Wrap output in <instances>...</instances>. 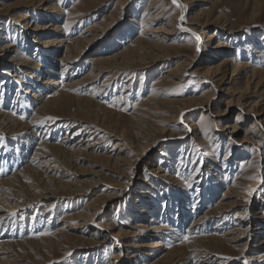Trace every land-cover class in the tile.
Wrapping results in <instances>:
<instances>
[{
    "label": "rangeland",
    "instance_id": "obj_1",
    "mask_svg": "<svg viewBox=\"0 0 264 264\" xmlns=\"http://www.w3.org/2000/svg\"><path fill=\"white\" fill-rule=\"evenodd\" d=\"M0 1L14 6L13 11L6 10L0 16V46L11 43L15 46L19 45V54L15 60L22 63L32 60V62L39 63L43 69L44 64L40 61L41 56L38 55L37 51L28 49L33 43L32 39H29V33L26 34V29L30 30L34 23H39L41 26L57 25L59 26L57 32L70 43L89 26L98 21H103L104 16L111 17L106 32L100 33L97 41L99 44L92 45L86 51L87 55L83 57L81 62V72H74V69L65 74L63 79L65 82L71 78L73 80L80 79L92 70L93 58L99 54L98 52L104 54H110L114 51L121 52L130 46L141 35L142 20L147 17L146 12L151 3V0H138L134 4L127 0H109V3L104 5H102V0ZM44 3L51 7H57L48 11L53 13V16L51 14L45 15V11L42 12L48 7H45ZM155 6L162 17L158 24L160 26L166 23L173 24L171 20L174 16H178L179 12L177 8L172 9L174 7L172 0H155ZM191 9L186 15L189 22L200 20L199 22L204 23L209 20L211 23L208 25L209 29L204 31L207 36H213V40L210 41L205 37L203 48L202 50L199 49V52L195 50V36L190 33L180 35L175 30L176 32L167 34L171 38L167 43L171 49L169 50V58L156 61L148 60L145 65H136L133 69L127 70L129 73L125 74L117 84H114V79H112L113 81L110 79L112 76L105 75L86 88L81 87L72 91L70 93L72 102L68 107L51 115L40 116L41 122L40 125L36 126L38 128L35 131L36 135L39 134L37 139H33V135H25L26 130L15 133L14 136H11L12 138L0 135V181H6L8 178L20 174L19 172L30 164L31 157L36 155L35 151L39 149L41 144H59L64 137H69L74 129V127L69 128V126L77 124L76 120L80 119V109H85L91 117L85 120L84 125H86L87 131H92L96 127L102 129L99 126L102 123L101 120L95 121L97 115L104 116L105 121L111 123V130L114 131L115 128L120 131L124 128L129 133H127L128 136L125 141H120L117 135H110L101 130L103 134L110 137L109 141L104 144L105 149L112 151L114 145L119 143L123 146L121 147L123 150L128 151L122 153V156L129 160L127 167L108 161H88L84 156H81V160H74L70 172L77 174L84 182L88 181V183L94 184V187L78 196L69 195L66 190L59 191L53 201L54 204L51 202L53 205L49 206L48 212H46L47 200H40L33 205L32 209L19 212L15 216L14 220L24 223V229L20 228L18 221L8 225L5 232L10 235L9 239L13 242L51 239L56 227L65 224L61 223L63 219L69 220L70 217L79 215L84 207L88 206L96 197L105 199L114 196V199L104 207L98 219L91 223L92 228H89L90 230L85 227L83 233L72 234L75 239L74 243L60 248L52 246L51 242L41 244L42 258H37L38 254L34 253L36 260L39 261L37 264H109L112 258L120 252L121 257L127 259L129 255L123 253L124 250L126 251L123 249L124 242L112 237L110 231L116 226L117 228L114 230L128 233L132 232L133 227L139 222L149 225L148 219L141 221L137 218L139 209L145 203L159 211V215H162L164 210L172 204L174 210L180 212L183 209L188 214V218L179 224L175 223L172 217V220L169 218V220L164 221L167 222L166 226L169 228L167 233H172V231L176 233L166 237L167 241L163 242L157 257L165 254L168 239L173 243L176 241L174 245H181L194 238L211 237L215 233V236H225L230 230L240 227L239 219L241 217H238L237 214L244 213L246 216L241 227L243 230L250 227L244 241L247 243L245 254L242 258L232 257L228 264H244L245 260H247V264H264V232L258 231L261 229L260 226L264 225L262 219L264 217V174L260 177L261 182L256 181L261 186L256 187L257 190L247 191L245 196L248 199H241L242 205L228 209L230 211L227 220L222 221L219 226L215 224L210 229L197 230V233V228L190 230L192 222L198 219L201 214L205 215L219 203L222 194L227 192L228 186H233V183L237 182L239 184L233 187L242 190L244 184L251 181L255 182L254 180L259 178V176L254 177L255 179L248 178L245 176L248 172L260 168V166L263 167L262 170L264 171V125L242 115L238 107L227 104L229 99L240 98L242 103L260 102L264 106V85L257 90L255 84L246 90L244 85H228L233 81L232 75L239 61L252 66L248 76L255 74L260 77L264 71V0H193ZM88 11L92 12L90 16L82 21H77V18L80 17H78L79 12L84 14ZM40 12L44 13L45 17L39 16ZM28 13H30L28 21L23 22V17ZM37 14L38 16H36ZM216 17L222 18L223 26L221 28L212 24V20ZM53 28L50 29L51 32ZM166 29L171 31L173 27L166 26ZM219 44L222 47L217 49ZM66 46V43L62 44L57 55L62 54ZM231 55L234 56L235 61L231 63L228 69L226 85L224 87L217 85L221 91L214 89V85L195 73V71L202 70L212 64L220 65L225 57ZM44 58L46 59V57ZM9 59V55L0 57V80L4 78L1 76L2 71H4L1 63L8 62ZM184 64H187L186 70L189 71V75L180 80L181 84L172 88L170 95L162 98V101L155 107L153 106L155 104L143 106L155 90L164 89V87L155 89L162 83L160 81L164 75L162 71ZM74 73L78 76H73ZM60 76V72H57L53 79L60 80ZM40 77L44 80L46 75ZM9 79L14 81L13 78L9 77ZM32 80L29 78L28 82L31 83ZM11 81L13 91L12 93L6 92L7 95H10L6 97L10 100L8 103L1 102L3 95L0 91V112L10 115L22 124H30L32 119L37 116L36 112L40 107L38 103H30L29 97L36 90L31 88L27 90L30 91V94L25 95L20 91L18 92L17 85ZM103 87L106 88L102 90ZM124 88H129V90L125 93L123 92ZM242 91L243 93L239 94ZM54 92L56 91L48 92L49 94H45L44 97H55ZM208 96L214 98V106L211 112L195 108L189 110L181 118L172 112L176 110V106L173 108L170 103L177 105L187 99H202ZM120 97H123V100ZM47 117H55L56 119L48 121ZM137 119L147 120L150 125L159 129L151 131L149 136H141L135 128L134 131L132 130L134 121ZM227 124L235 125L236 133L225 129L224 126ZM102 132L100 136H102ZM89 135L85 134L84 137ZM139 137H143V139H139ZM78 139V137L73 138L71 143L77 142ZM228 162L232 164L229 169H227ZM198 168L204 171L203 176L206 178V182L201 183L203 186L201 188V185L191 181L192 187L190 188L186 181L191 180V175ZM245 181L247 182L245 183ZM211 182L215 184L212 187ZM143 188L151 192L144 201L139 195L144 192ZM161 188L164 189V195L157 194L156 190ZM212 188L215 190L210 192ZM168 195L174 196L173 199ZM235 195L236 193L233 196ZM163 196L168 197L166 202L162 200ZM32 216L35 217L32 219ZM73 219L70 220L71 223L67 222L66 224L79 225L81 223L73 221ZM107 227L110 229L106 230ZM218 227L221 228L220 231L214 232ZM3 228L0 226L1 233L4 232ZM44 232L49 234L42 235ZM185 237H190V239L186 240ZM132 239L138 242V239L132 237H128L126 240ZM91 241L97 243L94 244ZM68 253L71 255L69 256ZM143 261L144 258H141L137 262L133 261L129 264H142Z\"/></svg>",
    "mask_w": 264,
    "mask_h": 264
},
{
    "label": "bare ground",
    "instance_id": "obj_2",
    "mask_svg": "<svg viewBox=\"0 0 264 264\" xmlns=\"http://www.w3.org/2000/svg\"><path fill=\"white\" fill-rule=\"evenodd\" d=\"M108 1L109 0H102V5H104L105 3H109ZM127 1L132 2L134 4L138 0ZM3 2L4 1H0V16L3 15L2 12H5L6 10L13 11L12 9H14V6L8 5ZM192 2L193 0H178V3L183 5V8H179L173 4L174 7L172 9L177 8L179 12L178 16H174L172 18L171 22H173V24L166 23L165 25L160 26L158 23L162 20L161 14H159V10H156L157 7L155 6V0H151L150 6L148 7L146 12L147 17H144L145 19L142 20L141 35H139L135 39V41L130 44V46L126 47L121 52L114 51L110 54L98 52L99 54H97L93 58L92 70L83 75L80 79L73 80V78H71L67 82L63 81L65 74L69 73L74 69V72H81V62L83 57L87 55L86 51L91 48L92 45L99 44V42H97L98 38L100 37V33L106 32L108 21L111 20L110 16L106 15L104 16L103 21H98L92 26H89L78 37L72 39L70 43L65 38L60 36L61 34L59 32H57L59 29V26L57 25L54 26L52 24H49L47 26H41L39 25V23H34L31 26L32 28L30 30L26 29V34L29 33V39H32L33 43H28L32 45L28 49H32L38 52V55L41 56L40 61L44 64V69L41 68L42 66L40 67L39 63L37 64L36 62H32V60L27 63L17 62L15 58L17 57V54H19V45L15 46V44L11 43L8 45L4 44L0 46V57H4V55L10 56L8 62L1 63V66L4 68V71H2L1 76H4L2 80L5 81V83L0 87V91H2L1 94L3 95L1 102L8 103L10 101L8 98V101L6 99L7 96H10L7 95L6 92L12 93L13 91V88L10 84V77L13 78L12 80H14L11 82L17 85L18 92L20 91L26 95L30 94V91L27 90L34 88L36 91L33 92V95H31V97H29L30 103H38L40 105L36 112L37 116H34L35 119H32V122L30 124H22L10 115L0 112V135L2 134V136L6 135L7 137H11L14 136L15 133H21L26 130V132H24L25 135H33L34 138H32L37 139L39 134L36 135L35 131L38 128L36 126L38 124L40 125V116L51 115L55 112H58L59 110H63V108L65 107H68L69 104L72 102V97L70 96V93L72 91L78 90L81 87L86 88L87 86L96 83L99 78L105 75L112 76L110 79H114V84H117V82H119L125 74L129 73L127 72V70L133 69L134 66L145 65L147 64L148 60L156 61L162 59L165 60V58H169V50L171 49H169L170 46H168L167 43L169 40H171V38H169L167 34H172L175 30L180 35L196 33L200 39L199 41H197V39L195 38V50H197V48L202 50L203 39L205 37H207V39H209L210 41L213 40V36H207V33H205L204 31L205 29H209L208 25L211 23L209 20H206L204 23L199 22L200 20H194L193 22H189V20H187L186 15L190 12ZM44 5L45 7H48L47 10H42V12L45 11V15L48 16L49 14H51L48 12L49 10L57 8L56 6L51 7L50 5L45 3ZM90 13L92 12L88 11V13L86 12L84 14L79 12L78 17H80L77 18V21H82L86 17L90 16ZM29 14L30 13L26 14L25 17H23V22L28 21ZM41 15L44 16V13L40 12L39 16ZM51 15L53 16V13ZM36 16H38V14ZM181 16L184 17L183 22H181ZM212 21L213 25H218V27L220 26V28L221 26H223L222 18L216 17ZM166 26L173 27V29L169 31L166 29ZM52 27H54L52 29V32L54 31V34H52V32L50 31ZM182 28H187L190 31L185 32L182 30ZM65 43L67 44V46L65 47V51L62 52V54L57 55V51H59L61 45ZM116 43L119 44L118 42ZM221 47L222 45L219 44L217 49ZM254 53L257 52L254 51ZM44 57H46L47 60ZM233 61H235V58L231 55L225 57L220 65L212 64L206 66L202 70L195 71V73L199 74L201 77H204L210 84L214 85V89H219L217 88V85L219 87H224L226 85L225 83L228 76V69ZM11 62L14 64H12ZM186 67L187 64H184L178 65L176 68H168L162 71V73L164 74L160 78V81H162V83L156 86L157 88L155 89H158L160 87H164V89L155 90V92L151 94L148 100L144 102L143 106H152L153 104H155L153 105L155 107L158 103L162 101V98L167 95H170L172 88H175L176 86L180 85V80L183 77L189 75V71L186 70ZM250 68H252V66L247 65V63H242L240 61L237 62L236 69L232 75L233 81L228 85H244L245 90L248 89V87L250 86L252 87V84L256 85V90L260 86H263L264 71L263 73H261L260 77H257V75L255 74H253L252 76H248ZM57 72H60L61 74V81L59 79L57 80V78L53 79V77L57 75ZM42 75H46V78H44V80H42V78L40 77ZM75 75L78 76V74L74 73L73 76ZM29 78L33 79L32 81H30L31 83L28 82ZM105 88L106 87H103L101 89L103 90ZM128 90L129 88H124L123 92L126 93ZM53 91H56L54 92L55 97H44L45 94ZM219 91H221V89H219ZM243 91L239 94L243 93ZM213 99L214 98L212 96H208L202 99H187L181 101L177 105H174L173 103L170 104H172L173 108L176 106V110L172 111L174 115L176 114L181 118L189 110L195 108L201 109L206 112H211L214 106ZM239 99L240 98H234L233 100L229 99L227 104L238 107L242 115L247 116L250 119L252 118L253 120L258 121V123L264 125V106H262L260 102H251L249 104L242 103V101ZM26 108L28 109L27 106ZM80 111V119L76 120L77 124L74 126H69V128L74 127V129L72 130V134L69 137H64L62 142L59 144H41L39 149L35 151L36 155H33L34 157H31L32 160H30V164H28V166H25L24 169L22 168L23 170L19 172L20 174L15 175L14 177L12 176V178H8L6 181H0V221H2V225L0 226L4 227V232H0V264L39 263V261L36 260V257L42 258V253L40 252L41 244L51 242L52 246L60 248L74 243L75 239L72 234L77 232L81 233L85 227H88V230H90L89 228H92L91 223H94L98 219L104 207L111 200L114 199V196H109L105 199L101 197H96L88 206L84 207V209L81 213H79V215L70 217L69 220L63 219L61 223L65 224L56 227V230L54 231L53 237L51 239H44L41 241L25 240L20 242H13V240L9 239L10 235L5 232L8 229V225L12 224L14 221L15 223L18 221L14 220V218L19 212H26L25 210L28 211V209H32L34 207L33 205L36 204L38 201L47 200L48 203H46V212H48L50 208L49 206H52L54 204L53 201L55 197L59 194V191L66 190L69 195L78 196L82 195V192H87L89 188L94 187V184L88 183V181L84 182V180H81L77 174L70 172V167L74 163V160H81V156H84L85 159H87L88 161H108L112 162L113 164L127 167L129 160L126 157H123L122 153L128 151L123 150L121 148L123 146H121V144L119 143L114 145V149L112 151H108L107 149H105L104 144L109 141L108 139H110V137L106 134H103V132L109 133L110 135H117L120 141H125L126 137L128 136V130L122 128L119 131L114 128L113 131L110 127L111 123L106 122L104 116L101 117L96 115L95 121L101 120L102 123L99 126L102 127V129H98L96 127L97 129L95 128L92 131H87V127L86 125H84L85 120L87 118L90 119L91 117L88 115L85 109H80ZM135 121L132 130L134 131L135 128V130L140 132L141 136H149V133H151V131L159 129L150 125L149 121L147 120L137 119ZM224 128L228 129V131H233V133H236L237 131L236 126L232 124H227L226 126H224ZM101 132L102 136H100ZM85 134L90 135L84 137ZM66 135L68 136V134ZM134 136L137 137L136 135ZM77 137L79 138L77 142L71 143V140ZM139 139H143V137H139ZM66 140H68V142H66ZM231 166V162H228L227 169L231 168ZM262 169L263 167L260 166V168L254 169L253 171L248 172L245 175L250 179H255L254 177L256 176H259V178L258 180H254L255 182L251 181L250 183H246L247 181H245L246 184H244L242 190L233 187L239 184L237 182H234L233 186H228L227 192L222 194V198L219 203H217L216 206L213 207V209H211L205 215L201 214L198 219L192 222L193 224L191 223L192 227L190 228V230L197 228V233V230H203L205 228L210 229L213 227V225L216 224L217 226H219L222 221L227 220L229 216L228 213L230 211L228 209L242 205L243 202L241 203V199H248L247 196H245L247 191L252 189L257 190L258 188L256 187L261 186V184L258 185V182H261L262 179L260 177L264 174V171ZM203 174L204 171L198 168L191 175V181L194 184L201 185L202 182H206V178H204ZM213 185L215 184L211 182V187ZM200 187L202 188L203 186L201 185ZM142 190L144 192L139 195L142 196V200L144 201L146 200V196H150L151 192H149L146 188H143ZM163 190V188L156 190L157 194L164 195L165 192ZM214 190L215 189L212 188L210 192ZM234 193H236L235 196H233ZM169 197L173 199L174 196ZM176 198L178 199V196ZM167 199L168 197L166 196L162 197V200H164L165 202ZM143 205L144 206L139 209L137 218L141 221H147L148 219L150 221L149 225L143 222H139L136 224L135 227H133V231L128 233H123L120 230H114L117 228L116 226L113 227L114 229H111L110 235L115 239L119 241L122 240L124 242L123 249H126V251L124 250L123 253H127L129 257L127 259H125V257H121L120 252L112 258V261H110L109 264H129L133 261L137 262L141 258H144L142 264H228L232 260V257H244L245 250L247 247V243H244V241L246 235H248V228H250L248 227L246 230H243V227H241V223L243 222L246 216V214L244 213L237 214L238 217H241L239 219L240 227L230 230L229 233L227 232L225 236H215V233L211 237L194 238L190 242L181 245H174L176 244V241L173 243L170 242V239H168V244L166 245L167 248L164 252L165 254L157 257V253L161 249L160 247L162 246L163 242L167 241L166 237L169 236V234L174 235L176 233L172 231V233L168 234L167 229L169 228H167L166 226L167 222L165 223L164 221L167 219L169 220V218L172 220L173 218V220H175L174 222L179 224L182 223L183 220L185 221V218H188V214L183 209L180 212L178 210H174V207H172L173 204L172 206H168L167 209L164 210V213L162 215H159V211H157L151 205L147 206V203ZM10 213H16V215L10 216ZM34 217L35 216H32V219ZM72 218H74L73 221H78L81 223H79V225L66 224L67 222L71 223L70 220H72ZM262 219L264 220V217ZM49 221L51 220L49 219ZM19 224L20 228L24 229V223ZM218 228L214 230V232L218 233L221 229L220 227ZM260 228L261 229H259L258 231L260 233H263L264 225L260 226ZM107 229H110V227H107L106 230ZM237 234L238 236H236ZM128 237L138 239V242H135V240L133 239L126 240L128 239ZM91 242L94 244L97 243L96 241ZM34 253L38 255L36 256Z\"/></svg>",
    "mask_w": 264,
    "mask_h": 264
},
{
    "label": "snow or ice",
    "instance_id": "obj_3",
    "mask_svg": "<svg viewBox=\"0 0 264 264\" xmlns=\"http://www.w3.org/2000/svg\"><path fill=\"white\" fill-rule=\"evenodd\" d=\"M172 3H173L174 5H176L177 7H179V8H183V5L179 4V3H178V0H172ZM180 19H181V22H183L184 17L181 16ZM66 27H67V26H66ZM182 30L185 31V32L190 31V30L187 29V28H182ZM192 35L196 37L197 41H199L200 38H199V36H198L196 33H192ZM197 51L199 52V48H197ZM4 83H5V81L0 80V86H2ZM120 99L123 100V97H120ZM113 106H114V105H113ZM21 118H24V117H21ZM55 119H56L55 117H47V120H48V121H54ZM181 122L183 123V121H181ZM189 131H190V129H189ZM145 171H147V170H145ZM186 183H187L188 187H190V188L192 187V182H191V180H187ZM15 215H16V213H10V216H15ZM0 225H2V221H0ZM48 234H49V233H42V235H48ZM185 239H186V240H187V239H190V237H185ZM68 255L70 256L71 253H68ZM244 264H247V260L244 261Z\"/></svg>",
    "mask_w": 264,
    "mask_h": 264
}]
</instances>
